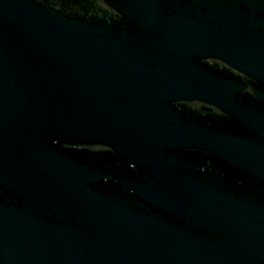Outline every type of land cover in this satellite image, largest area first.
<instances>
[{"label":"water","instance_id":"95a60500","mask_svg":"<svg viewBox=\"0 0 264 264\" xmlns=\"http://www.w3.org/2000/svg\"><path fill=\"white\" fill-rule=\"evenodd\" d=\"M0 264H264V0H0Z\"/></svg>","mask_w":264,"mask_h":264}]
</instances>
